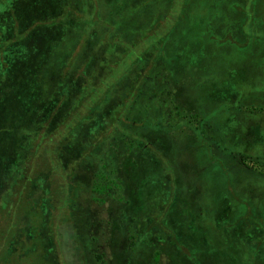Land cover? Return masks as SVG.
I'll list each match as a JSON object with an SVG mask.
<instances>
[{"label": "rangeland", "instance_id": "374dc122", "mask_svg": "<svg viewBox=\"0 0 264 264\" xmlns=\"http://www.w3.org/2000/svg\"><path fill=\"white\" fill-rule=\"evenodd\" d=\"M49 1L48 12L55 13L53 4L58 0ZM132 1L142 14L143 29V39L134 42L133 47L159 42L168 35L176 44V66L187 67V72L191 67V75L175 73L176 84H173L168 78L170 72L173 73V61L170 58L159 61L152 86L140 99L134 113L142 110L147 119L160 127L176 124L196 113L203 114V110L211 121L206 120L207 123L201 126L204 114L191 120L199 124L211 148L210 152L206 151L204 143H200L188 127L164 134L157 129H139L140 134H148L160 148L170 152L167 154L173 156L171 165L177 173L172 182L175 202L171 209L167 208L164 223L159 220L157 226V222L150 225L148 220L158 216L170 200V181L167 183L165 168L159 167V159L155 161L150 167L156 174L154 180L148 184L139 183L134 191H140L141 195L132 200L130 188L137 180L133 181L135 179L131 177L130 165L136 164L135 176L141 177L140 166L146 161L143 160L141 165V153L129 148V139L115 140L111 147L114 153L108 155L105 167L102 169L99 165L94 169L96 176H93L90 197L80 200L82 214L78 218L74 216L89 264H264V234L259 238L255 233L248 239V232L244 233L247 223L264 224V176H256L231 154L240 151L254 158L264 157V109H259L262 105L257 104L260 101L256 99L257 92L264 93V40L259 31L264 30V0H257L255 10L259 17L250 23L244 20L240 11L242 0ZM247 8L248 5L245 10ZM107 10L106 3L104 10L99 4L92 13L96 18H102ZM85 17L89 20L91 15ZM63 18L59 17L58 21L62 22ZM94 23L96 30H101L100 24ZM118 24L112 23L110 29L114 30ZM58 26L52 24L48 30H63V26ZM82 27L80 30H84ZM92 27L90 21L84 28ZM52 34L54 36L55 32ZM80 35L75 32L73 39L81 41ZM63 46L59 50L65 52ZM50 52L51 62L58 55L55 50ZM22 64L20 60L12 61L9 68H0V108L5 111L15 109L5 89L18 88V74H21L18 77L21 83L27 85L30 83L26 80L31 77L35 80L36 72L42 71L39 65L35 68L27 64L28 73L22 72ZM54 75L52 67L43 69L32 82L31 89L37 94L33 103L23 107L18 117L10 112L14 122L20 120L19 125L4 126L7 120L0 117V204H4L5 192L15 195L17 183L13 185L16 178L13 171L25 151L28 136L32 135L29 132L32 124L28 122L27 125L22 120L34 111L38 112L40 103L47 96L46 93L39 94L43 88L51 94L53 85L50 82ZM41 77L44 82L47 80L45 85H42ZM62 114L52 116L54 119L47 126L49 131L57 128ZM9 132L11 137H7ZM36 141L32 138L31 145ZM62 145L66 146L60 149V158L65 162L76 160L77 143ZM145 153L150 160L149 149ZM132 160L135 163H131ZM74 169L78 174L77 165ZM83 171L86 173L85 169ZM136 202L140 207L136 208ZM56 206L55 212L60 211V205ZM32 218H36L34 213ZM0 225L6 224L0 221ZM162 226L174 234L175 240H171L169 230V236L162 233ZM121 241H135L137 252L134 256L131 253L127 260L122 256L124 246ZM39 259L40 252L32 250L20 260L22 264H36Z\"/></svg>", "mask_w": 264, "mask_h": 264}, {"label": "trees", "instance_id": "16d2710c", "mask_svg": "<svg viewBox=\"0 0 264 264\" xmlns=\"http://www.w3.org/2000/svg\"><path fill=\"white\" fill-rule=\"evenodd\" d=\"M48 1L0 0V68L7 69L12 61L20 60L23 63L20 70L28 73L25 67L28 64L26 62H30L28 65H33L35 68L39 65L42 68V71L34 75L36 79L43 73V69L52 67L55 70L54 79L50 82L53 85L51 94L48 95L49 91L43 88L39 94L46 93L47 96L45 95V101L40 103L38 112L34 111L33 115L28 114L29 116L22 120L27 125L28 122L32 124L29 125V132L32 135L28 136L25 144L27 153L24 151L22 157L18 158L21 160L13 171L16 174V178L12 181L13 185L14 182L17 183L15 195L11 196L5 192L4 204H0V221L6 224L0 225V244H3L0 245V264H22L21 257L29 255L32 250L40 252V259L36 264H89L83 240L76 229L77 219L74 218L82 214L80 200L90 197V192L93 191L91 183L93 176H96L94 169L99 165L102 169L105 167L108 155L114 153L111 147L115 140L129 139L131 144L129 148L133 147L136 153L137 151L141 153V165L146 161L142 167L139 165L141 170L139 175L143 177L135 176L136 164L130 165L129 172L135 179L132 180H137L130 188L133 193L130 195L133 197H130L132 200L141 195L140 191H134L139 183L148 184L147 182L154 180L156 174L151 172L150 167L155 161L159 159L157 162L161 166L158 163L157 165L165 168L167 183L170 181V185L168 184L170 200L169 203L164 204L158 216L149 217L150 225H154L159 220L164 223L166 211L171 209L175 202L172 182L176 170L171 165L173 156L169 157L167 154L170 152L160 148L148 134H140L139 129L152 128L161 130L160 132L164 134L188 127L196 134L199 142L204 143L206 151L210 152L209 148H211L199 124L191 120L204 114L205 117L202 118L204 121L200 125L207 123L206 120L209 119L203 110H201L203 114L196 113L176 124L160 127L159 124L147 119L142 110L137 111V114L134 113L140 99L152 86L159 61H165L167 58L173 61L171 68L173 73L170 72L168 75L173 84H176L175 73L191 75L189 72L191 67H188L187 72V67L176 66V44L168 35L159 42L152 41L145 44L146 46L142 43L137 48L133 47L134 42L143 39L142 14L138 12L139 7H136L134 1L104 0L97 3L96 0H58L53 4L55 13L48 12L47 8L50 6ZM242 1L244 3H241L240 11L244 20L250 23L253 18L259 17L255 10L258 1ZM105 3L109 10L103 13L104 17L96 18L92 11L95 13L99 4L104 10ZM185 7L184 3L183 8ZM124 11L128 14H122ZM240 11L238 13H241ZM86 14L91 15L89 20L86 19ZM63 16L62 22H59L58 18L61 19ZM90 21L93 29H85ZM94 22L100 24L101 30H96ZM114 22L115 25L116 22L119 24L112 30L110 27ZM52 24L63 26V30H48ZM81 27L84 30H80ZM259 31L264 40V30ZM73 32H80L82 40L73 39ZM61 46L65 52L59 50ZM51 49L57 51L58 58L54 57L50 62ZM37 60L41 62L38 64ZM20 75L16 77L18 88L5 89L15 109L5 111L0 108L1 119L9 122H4V126L19 125L20 120L16 119L14 122L10 112L18 117L22 108L27 107L37 95L31 89L32 82L36 79L32 80L31 77L26 80L30 84L25 85L18 79ZM41 82L45 85L47 80L44 82V77H41ZM256 99L260 101L257 104L262 105L259 109H264L262 91L257 92ZM252 109L255 110V107ZM59 112L63 114L60 116L57 128L49 131L47 126L54 119L52 116ZM7 137H11V132ZM32 138L37 141L31 145ZM62 143L67 146L77 143L76 160L65 162L60 158V149L66 146H61ZM147 149L150 160L145 153ZM161 149L164 150V155ZM231 154L244 168L255 175L264 176V157L254 158L240 151ZM133 162L134 160L131 163ZM75 165L79 168L78 174L74 169ZM56 205H60L58 212H55ZM137 207H140L139 202H136ZM33 213L36 218H32ZM262 225L247 223V231L244 232H248L246 237L253 238L256 233L260 238L264 234L262 232L264 224ZM166 228L161 227L164 235L171 233ZM136 235H139V232ZM170 235L171 240H175L174 234ZM121 243L124 246L122 256H126V260L131 253L134 256L137 252L135 241L131 243L121 241ZM262 250L264 251V247Z\"/></svg>", "mask_w": 264, "mask_h": 264}]
</instances>
